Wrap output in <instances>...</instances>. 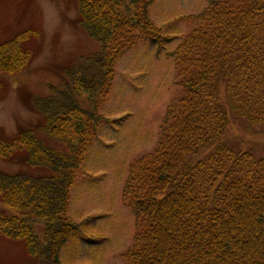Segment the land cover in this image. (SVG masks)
<instances>
[{"label":"trees","instance_id":"1","mask_svg":"<svg viewBox=\"0 0 264 264\" xmlns=\"http://www.w3.org/2000/svg\"><path fill=\"white\" fill-rule=\"evenodd\" d=\"M74 23L98 51L63 69L46 97L22 99L39 116L0 144V158L38 173L0 172V236L23 242L33 264H62L78 232L67 215L69 192L105 118L99 113L114 68L140 39H159L154 0H75ZM172 56L182 91L166 109L156 147L128 168L122 202L136 218L127 264H264V148L229 145V121L264 127V0H211ZM32 30L0 43V74L25 69ZM138 39V40H137ZM224 88L225 107L220 89ZM47 142H54L51 146ZM43 225L40 239L35 226Z\"/></svg>","mask_w":264,"mask_h":264},{"label":"rangeland","instance_id":"2","mask_svg":"<svg viewBox=\"0 0 264 264\" xmlns=\"http://www.w3.org/2000/svg\"><path fill=\"white\" fill-rule=\"evenodd\" d=\"M210 1L154 0L148 15L161 37L137 39L115 65L100 104L105 121L87 148L69 192L67 215L78 225V232L62 248V264H127L125 254L136 233V218L122 202L128 168L154 150L167 107L182 95L172 56L195 28L190 19ZM76 18L75 0H0V43L26 30L36 33L23 46L30 56L25 69L13 76L0 74V144L16 139L18 127L39 123V116L24 107V97L49 96L64 82L63 69L98 51L96 42L74 26ZM259 38L264 40V24ZM220 92L225 107L222 86ZM224 138L231 146L261 155L264 127L244 130L231 119ZM19 154L16 151L11 160L0 158V172L38 173L14 161ZM0 213L17 214L1 202ZM35 229L41 239L43 225ZM33 263L23 242L0 236V264Z\"/></svg>","mask_w":264,"mask_h":264}]
</instances>
